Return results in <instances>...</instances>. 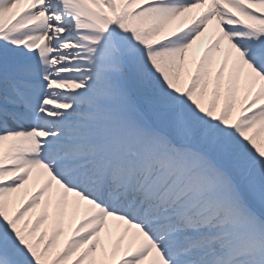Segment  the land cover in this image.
Wrapping results in <instances>:
<instances>
[{"label": "snow or ice", "instance_id": "obj_1", "mask_svg": "<svg viewBox=\"0 0 264 264\" xmlns=\"http://www.w3.org/2000/svg\"><path fill=\"white\" fill-rule=\"evenodd\" d=\"M69 261L264 264V0H0V264Z\"/></svg>", "mask_w": 264, "mask_h": 264}, {"label": "bare ground", "instance_id": "obj_2", "mask_svg": "<svg viewBox=\"0 0 264 264\" xmlns=\"http://www.w3.org/2000/svg\"><path fill=\"white\" fill-rule=\"evenodd\" d=\"M189 19H191V17H189ZM204 42H205V43L207 42V41H206V38H205V41H204ZM200 47L202 48V47H203V44H201ZM29 188H32L31 184L29 185ZM22 194L24 195V197H21V196L19 195V199H24V198H26V194L24 193V191H22ZM19 199H18L17 203H19ZM35 212L38 213V209H36ZM81 216H82V213L78 214L77 217H76V220L79 221L80 218H81ZM26 218H27V217H26ZM32 218L34 219L35 216L33 215ZM72 227H73V228L75 227V224H74V223H73ZM68 235H69V233H68V231L66 230V231H65V234L62 235V236L59 238L58 246H57V250L59 249V246H62V245H63V243H64L65 240L67 239ZM124 246H125V247L127 246V240H125V244H124ZM69 264H71L70 261H69Z\"/></svg>", "mask_w": 264, "mask_h": 264}]
</instances>
